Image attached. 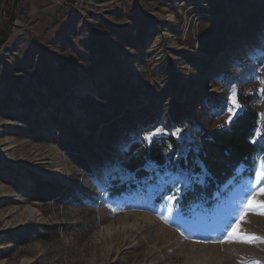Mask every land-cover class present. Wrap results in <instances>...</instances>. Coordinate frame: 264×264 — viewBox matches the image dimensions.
<instances>
[{"label":"rangeland","instance_id":"obj_1","mask_svg":"<svg viewBox=\"0 0 264 264\" xmlns=\"http://www.w3.org/2000/svg\"><path fill=\"white\" fill-rule=\"evenodd\" d=\"M261 80L264 0H18L0 45V264H264V243L220 242L256 187L264 151L251 176L182 217L173 192L160 193L188 184L186 171L151 163L135 181L102 126L119 112L132 129L122 148L172 135L178 156L196 130L223 126L248 104L263 125ZM175 104L181 115L170 124ZM147 111L155 118L145 123ZM93 152L104 164L87 171L78 157ZM34 178L51 186L38 192ZM116 178L136 185L110 196ZM240 227L264 237V215L248 213Z\"/></svg>","mask_w":264,"mask_h":264},{"label":"trees","instance_id":"obj_2","mask_svg":"<svg viewBox=\"0 0 264 264\" xmlns=\"http://www.w3.org/2000/svg\"><path fill=\"white\" fill-rule=\"evenodd\" d=\"M11 1L5 0L6 8L10 7ZM241 96H245L247 103L253 99V95ZM126 105L127 103H124L122 108ZM177 106L178 104H175L174 112L166 118L170 124H176L180 118L181 113L176 112ZM115 115H118V119L103 116V131L106 132L111 145L121 152L123 169L132 175L135 181L146 177L149 173L147 166L151 163L186 171L188 184L176 191L172 186H166L160 193L173 192L171 197L174 200L170 201L169 205L182 217L192 216L200 204L211 206L217 198L225 195L232 182L251 176L257 163V155L264 151V124H260V113L249 104L223 126L196 130L188 148L178 156L180 143L172 135L155 136L151 141L136 136L122 148L119 138L132 129L123 115L119 112ZM143 116L145 123L155 118L150 111ZM118 121H121V126ZM257 131L261 133L260 136L256 135ZM103 159V156L96 152L90 153L88 158L78 157L79 163L87 171H91L95 165L102 166ZM34 179L38 192H42L44 186H51L50 182ZM130 180L112 179L111 186L108 187L109 195L116 196L136 185L135 181ZM49 191L55 192V188L51 187Z\"/></svg>","mask_w":264,"mask_h":264},{"label":"snow or ice","instance_id":"obj_3","mask_svg":"<svg viewBox=\"0 0 264 264\" xmlns=\"http://www.w3.org/2000/svg\"><path fill=\"white\" fill-rule=\"evenodd\" d=\"M261 83L264 84V80H261ZM264 91V90H262ZM232 104L234 107L238 108L239 104L235 99V92L232 96ZM229 112H233L232 108H229ZM262 120H264V114H262ZM231 119V116L229 117ZM152 135L150 134L145 137L146 140L151 141ZM257 136H260L261 133L257 131ZM264 181V156L259 157L258 168L254 177V185L256 186L254 190L248 196L246 202L243 204V207L240 211L239 217L236 219L235 223L231 226V230L227 234L226 240L220 241L223 242H238V243H264V237L256 236L254 234H247L243 232L240 225L244 222H247L248 213H255L258 215H264V200L260 197L264 196V185L261 182ZM170 201H173L174 198L170 197ZM241 264H260L259 261H242Z\"/></svg>","mask_w":264,"mask_h":264},{"label":"water","instance_id":"obj_4","mask_svg":"<svg viewBox=\"0 0 264 264\" xmlns=\"http://www.w3.org/2000/svg\"><path fill=\"white\" fill-rule=\"evenodd\" d=\"M17 4H18V0H13L8 19L5 23V27H4V30L2 32V35L0 36V45L4 43V41L6 40L8 34H9L11 24L15 18Z\"/></svg>","mask_w":264,"mask_h":264},{"label":"built area","instance_id":"obj_5","mask_svg":"<svg viewBox=\"0 0 264 264\" xmlns=\"http://www.w3.org/2000/svg\"><path fill=\"white\" fill-rule=\"evenodd\" d=\"M75 4H82L84 0H73ZM5 0H2L0 3V28H1V21L3 18H5V15L7 13V8L4 5Z\"/></svg>","mask_w":264,"mask_h":264}]
</instances>
